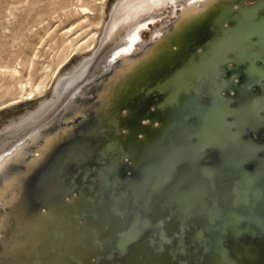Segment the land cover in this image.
<instances>
[{
  "label": "water",
  "instance_id": "obj_1",
  "mask_svg": "<svg viewBox=\"0 0 264 264\" xmlns=\"http://www.w3.org/2000/svg\"><path fill=\"white\" fill-rule=\"evenodd\" d=\"M193 11L11 165L0 264H264V0Z\"/></svg>",
  "mask_w": 264,
  "mask_h": 264
},
{
  "label": "bare ground",
  "instance_id": "obj_2",
  "mask_svg": "<svg viewBox=\"0 0 264 264\" xmlns=\"http://www.w3.org/2000/svg\"><path fill=\"white\" fill-rule=\"evenodd\" d=\"M78 2L79 5L77 3V6H74L76 9L73 12L80 17V21L57 35L62 39L67 37L62 46H64L63 50H69V53L54 63H47L45 66L41 64L42 71L38 80H33L32 72L40 62L38 54L42 52L44 37L41 39L43 43L37 48L36 53L34 52L35 54L32 57L30 56L24 63L20 61L21 49L17 45V50L8 53L6 56L7 62H3V54L5 53L2 52L3 44L0 43V82L2 83L3 80L7 79L9 81L5 86L0 85V99L10 98V100L0 104V111L43 98L44 94L51 90L49 99L39 103L35 111L19 116L0 129V157L7 160L5 154L13 153L11 162L6 163L3 170H0V199L3 201L1 205L8 200V197L5 198V192H7L10 184L15 181L17 175L22 173L21 169L19 171L16 169L17 167L10 169L11 165L19 164L25 167L23 170L27 169L30 164L25 159L28 153L26 151L27 146L38 144V140L45 137V135H41L39 129L53 123V120L54 122L60 121L58 113L63 108L64 112L68 113L70 117H75L81 108L78 103L79 99L75 97L83 95L82 87L106 68H112L116 64V59L122 67L130 60L131 56L144 51V47L152 42L153 38H159L163 32V24L159 26L158 31L150 30L147 26L149 21L154 23L156 20L163 18H167L165 22L172 21L169 16H173L177 9L181 10V6L187 5L189 0H177V7H153L149 0H115L109 8L106 21L105 7L107 0H98V2L93 3L94 5H90L92 2L87 4L84 0H78ZM39 3L40 1L31 3V9L33 10ZM48 4L49 7L54 5V0H49ZM140 5L144 6L141 7ZM199 7L202 8L203 5L198 4L194 9ZM95 11H98L100 16L98 22L94 23L89 18L95 15ZM185 11H181V13ZM10 15H12V12H10ZM141 24L146 25V27L141 28ZM133 34L136 37L134 42L131 39ZM55 36L56 33L50 35L48 42L53 41ZM11 37L13 38L10 46L14 48L16 47L14 44H17L20 37H18V34ZM130 45L131 51L121 52L122 49H126ZM118 52H121L120 56H116ZM78 54L87 56L83 57V60L80 59L76 65H73L62 74L73 57ZM114 56H116L115 60L113 59ZM106 59L107 61H105ZM25 67L28 69V74L23 76L22 68ZM61 120L65 122L68 119L65 116ZM26 138H28L27 143L25 142ZM47 138L44 140L46 141ZM39 151L42 150L39 149L37 152ZM31 158L33 159L34 156Z\"/></svg>",
  "mask_w": 264,
  "mask_h": 264
},
{
  "label": "rangeland",
  "instance_id": "obj_3",
  "mask_svg": "<svg viewBox=\"0 0 264 264\" xmlns=\"http://www.w3.org/2000/svg\"><path fill=\"white\" fill-rule=\"evenodd\" d=\"M37 1H40V3L37 4L32 10L30 6L31 3ZM37 1L0 0V43L3 44V50H1L5 53L3 54V62H7V54L13 53L14 50H17L18 46L21 49L20 61L24 63L30 56L32 57V55L36 53L37 48H39L44 41L42 52L38 54V56L40 57V62L35 66L34 71L32 72L34 81L38 80L39 75L42 71L41 64L45 66L47 65V63H54L58 59L63 58L69 53V50H63L64 46H62L63 41H65L67 37L62 39L57 37V35H60L63 30L69 28L77 21H80V17L75 15V12H73L76 9L74 6H77V3L79 5L78 0H54V5H51L50 7L48 4L49 0ZM114 1L115 0H107L106 2L105 21L108 18L109 8L112 3H114ZM84 2H86L87 4L92 2L90 3V5H94L93 3L98 2V0H84ZM67 9L69 10L68 12L70 14L67 12ZM10 12H12V15H10ZM99 16L100 13L98 11H95V15L90 17L89 19L90 21H94L95 23L98 22ZM54 32L56 33L55 39L51 42H48L49 36L52 34L55 35ZM16 34H18V37L20 38L18 39L17 44H14L15 46H17L11 48L12 46L10 45L13 38L11 36ZM42 38L43 41L41 42ZM85 56L87 55L82 56L78 54L73 57L71 63L67 65L62 74H64L66 70H68L73 65H76L77 62H79L80 59ZM22 74L23 76H26L28 74L27 67L22 68ZM8 82V79L3 80L2 83L0 82V85L5 86L6 84H8ZM50 95L51 90L46 92L43 98L41 97L40 99H37L33 102L19 104L17 106L0 111V129L8 123L13 122V120L18 118L19 116L24 115L27 112L35 111L38 104L46 99H49ZM6 100H10V98L5 97L0 99V104H3L4 102H6Z\"/></svg>",
  "mask_w": 264,
  "mask_h": 264
},
{
  "label": "snow or ice",
  "instance_id": "obj_4",
  "mask_svg": "<svg viewBox=\"0 0 264 264\" xmlns=\"http://www.w3.org/2000/svg\"><path fill=\"white\" fill-rule=\"evenodd\" d=\"M204 2H205V0H189V3L187 5L181 6V11L186 10V16L188 18V23L185 25V30L190 29L194 24L199 22V18L197 17V15L193 11V9L198 4L203 5ZM149 3L153 7H169V6L177 7V0H149ZM140 6L143 7L144 5H140ZM149 22L151 23V21H149ZM140 27L144 28V27H146V25L141 24ZM137 31H139V29H137ZM131 39L133 40V42L135 41V39H136L135 34H133ZM129 51H131V45L128 48L121 50V52H124V53L129 52ZM121 52L116 53V56H120ZM116 56L113 57L114 60L116 59ZM151 70H152L151 66L145 65L142 69H136V70L130 72V76L134 77L138 74H146V73L150 72ZM5 156L7 157V160L0 157V170H3L6 163L11 162L12 157H13V153H11V152L6 153Z\"/></svg>",
  "mask_w": 264,
  "mask_h": 264
}]
</instances>
